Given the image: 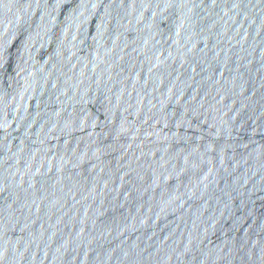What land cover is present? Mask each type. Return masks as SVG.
Segmentation results:
<instances>
[{
    "label": "water",
    "instance_id": "water-1",
    "mask_svg": "<svg viewBox=\"0 0 264 264\" xmlns=\"http://www.w3.org/2000/svg\"><path fill=\"white\" fill-rule=\"evenodd\" d=\"M0 264H264V0H0Z\"/></svg>",
    "mask_w": 264,
    "mask_h": 264
}]
</instances>
